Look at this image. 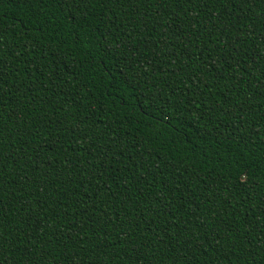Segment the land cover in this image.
Listing matches in <instances>:
<instances>
[{
	"label": "trees",
	"instance_id": "1",
	"mask_svg": "<svg viewBox=\"0 0 264 264\" xmlns=\"http://www.w3.org/2000/svg\"><path fill=\"white\" fill-rule=\"evenodd\" d=\"M0 264H264V0H0Z\"/></svg>",
	"mask_w": 264,
	"mask_h": 264
}]
</instances>
